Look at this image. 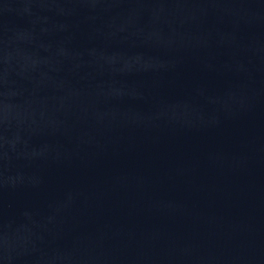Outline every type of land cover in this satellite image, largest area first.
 <instances>
[{
	"label": "water",
	"instance_id": "water-1",
	"mask_svg": "<svg viewBox=\"0 0 264 264\" xmlns=\"http://www.w3.org/2000/svg\"><path fill=\"white\" fill-rule=\"evenodd\" d=\"M0 264H264V0H0Z\"/></svg>",
	"mask_w": 264,
	"mask_h": 264
}]
</instances>
